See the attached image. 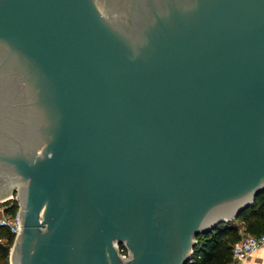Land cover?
Returning a JSON list of instances; mask_svg holds the SVG:
<instances>
[{
	"label": "water",
	"instance_id": "1",
	"mask_svg": "<svg viewBox=\"0 0 264 264\" xmlns=\"http://www.w3.org/2000/svg\"><path fill=\"white\" fill-rule=\"evenodd\" d=\"M15 190L11 264H185L264 190V0H0Z\"/></svg>",
	"mask_w": 264,
	"mask_h": 264
},
{
	"label": "trees",
	"instance_id": "2",
	"mask_svg": "<svg viewBox=\"0 0 264 264\" xmlns=\"http://www.w3.org/2000/svg\"><path fill=\"white\" fill-rule=\"evenodd\" d=\"M18 208L16 200L10 207L14 212ZM247 223V228L255 232L264 227V190L260 192L254 203L244 209L238 216ZM231 221H224L212 230L199 233L197 243L191 258L185 264H228L232 260V246L238 239L230 244V238L235 232V226ZM255 234V235H262ZM1 238H6L3 242ZM14 236L6 228H0V264H11L8 262V254L13 243Z\"/></svg>",
	"mask_w": 264,
	"mask_h": 264
},
{
	"label": "built area",
	"instance_id": "3",
	"mask_svg": "<svg viewBox=\"0 0 264 264\" xmlns=\"http://www.w3.org/2000/svg\"><path fill=\"white\" fill-rule=\"evenodd\" d=\"M15 198H8L0 201V228H6L10 233L13 234L14 240L20 231V220H19V201H17L18 208L16 211H10V207L13 204ZM8 201V202H7ZM6 240V238H1ZM13 240V243H14ZM13 243L10 248H12ZM264 246V234L255 235L253 233L246 234L245 236L237 239L232 246V263H241L246 258L256 254ZM121 252L124 255H128V250L125 247H121ZM11 263V262H10Z\"/></svg>",
	"mask_w": 264,
	"mask_h": 264
},
{
	"label": "rangeland",
	"instance_id": "4",
	"mask_svg": "<svg viewBox=\"0 0 264 264\" xmlns=\"http://www.w3.org/2000/svg\"><path fill=\"white\" fill-rule=\"evenodd\" d=\"M8 202V201H7ZM232 224L235 226V232L230 238V244L235 240L239 239L246 234L253 233V234H261L264 233V227L261 228L260 230H256L255 232L250 231L247 228V223L241 218H235L232 220ZM3 242H6L5 240H2ZM12 245V244H11ZM11 248L9 250L8 254V262L11 260ZM228 264H264V246L254 255L246 258L244 261L241 263L235 262L232 263V260Z\"/></svg>",
	"mask_w": 264,
	"mask_h": 264
},
{
	"label": "flooded vegetation",
	"instance_id": "5",
	"mask_svg": "<svg viewBox=\"0 0 264 264\" xmlns=\"http://www.w3.org/2000/svg\"><path fill=\"white\" fill-rule=\"evenodd\" d=\"M17 195H18V191L15 190L10 198H15L16 200H18Z\"/></svg>",
	"mask_w": 264,
	"mask_h": 264
}]
</instances>
